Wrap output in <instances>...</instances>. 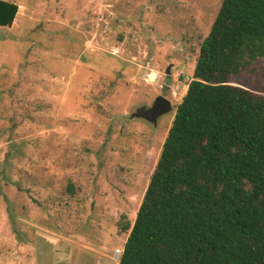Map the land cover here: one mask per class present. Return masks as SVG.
Here are the masks:
<instances>
[{"label": "rangeland", "instance_id": "obj_1", "mask_svg": "<svg viewBox=\"0 0 264 264\" xmlns=\"http://www.w3.org/2000/svg\"><path fill=\"white\" fill-rule=\"evenodd\" d=\"M9 1L0 264H118L222 0ZM254 66L233 83L264 94V59ZM164 84L172 111L131 118Z\"/></svg>", "mask_w": 264, "mask_h": 264}, {"label": "trees", "instance_id": "obj_2", "mask_svg": "<svg viewBox=\"0 0 264 264\" xmlns=\"http://www.w3.org/2000/svg\"><path fill=\"white\" fill-rule=\"evenodd\" d=\"M260 59L264 0H222L118 264H264V94L233 83Z\"/></svg>", "mask_w": 264, "mask_h": 264}, {"label": "water", "instance_id": "obj_3", "mask_svg": "<svg viewBox=\"0 0 264 264\" xmlns=\"http://www.w3.org/2000/svg\"><path fill=\"white\" fill-rule=\"evenodd\" d=\"M167 77H170V67L165 70ZM172 111V105L170 100L163 96H157L152 105L149 107L140 106L130 114L131 118H143L152 124L156 125L159 117Z\"/></svg>", "mask_w": 264, "mask_h": 264}, {"label": "flooded vegetation", "instance_id": "obj_4", "mask_svg": "<svg viewBox=\"0 0 264 264\" xmlns=\"http://www.w3.org/2000/svg\"><path fill=\"white\" fill-rule=\"evenodd\" d=\"M168 79H169V78H168ZM168 79H167V80H168ZM168 88H169V86L166 85V84H164V85H163V88H162V94H161V95H158V96H163V97L166 98L165 93L167 92ZM151 105H152V104H151ZM151 105H150V106H151ZM143 106H145V105H143ZM146 107H149V106H146ZM161 117H162V116H161ZM142 119H143V118H142ZM158 119H160V117H159ZM143 120H145V119H143ZM145 121H147V120H145ZM147 122L152 124V122H149V121H147Z\"/></svg>", "mask_w": 264, "mask_h": 264}, {"label": "built area", "instance_id": "obj_5", "mask_svg": "<svg viewBox=\"0 0 264 264\" xmlns=\"http://www.w3.org/2000/svg\"><path fill=\"white\" fill-rule=\"evenodd\" d=\"M122 251H123V250H121V249H116V250L114 251L115 259H117V258L121 255Z\"/></svg>", "mask_w": 264, "mask_h": 264}]
</instances>
